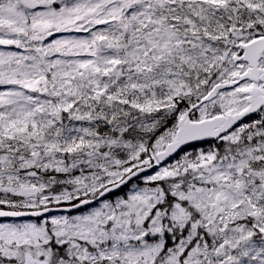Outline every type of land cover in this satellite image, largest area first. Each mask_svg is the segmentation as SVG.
<instances>
[{
    "label": "snow or ice",
    "instance_id": "obj_1",
    "mask_svg": "<svg viewBox=\"0 0 264 264\" xmlns=\"http://www.w3.org/2000/svg\"><path fill=\"white\" fill-rule=\"evenodd\" d=\"M0 264H264V0H0Z\"/></svg>",
    "mask_w": 264,
    "mask_h": 264
}]
</instances>
